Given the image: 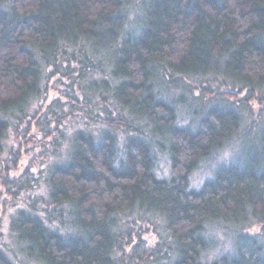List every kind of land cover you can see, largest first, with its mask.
I'll list each match as a JSON object with an SVG mask.
<instances>
[{
  "label": "trees",
  "instance_id": "obj_1",
  "mask_svg": "<svg viewBox=\"0 0 264 264\" xmlns=\"http://www.w3.org/2000/svg\"><path fill=\"white\" fill-rule=\"evenodd\" d=\"M262 87L264 0H0V154L13 132L28 162L8 192L33 193L0 264H264V228L243 230L264 224V128L190 186L246 137ZM231 221L223 255L206 235Z\"/></svg>",
  "mask_w": 264,
  "mask_h": 264
},
{
  "label": "rangeland",
  "instance_id": "obj_2",
  "mask_svg": "<svg viewBox=\"0 0 264 264\" xmlns=\"http://www.w3.org/2000/svg\"><path fill=\"white\" fill-rule=\"evenodd\" d=\"M210 78H206V80H209ZM197 82V81H196ZM229 84H224L222 81L214 80L211 82L210 89H212V92L218 91L221 87H229ZM247 94V90L241 93V95L245 96ZM205 95V94H204ZM212 95V94H211ZM217 94H213L211 97H213ZM258 97H261L264 99V87H262L258 91ZM206 97L204 96L202 100L204 101ZM216 98H212L211 102L214 101ZM188 102L190 110H194L197 107H191L194 106L193 103ZM258 105V104H257ZM255 105L254 114L253 116H246L245 118V125L246 128H248V132H246V137H238L239 140H237L235 143L229 144L226 148H224L222 151H218L217 153H214L212 156H209L205 159L204 162H202L197 170H195L191 177H190V186L191 188H199L202 184L199 182L202 181L204 178H207L212 175L213 169L214 171L217 170L220 166L224 164H229L231 162L239 161L240 159H243V157H246L248 152V142H251L252 139H255V134L258 133L261 134V131L264 128V111H259V105ZM186 109H188L186 107ZM207 110V109H206ZM183 116H187V113H183ZM187 121V118H186ZM44 144L42 141H38L35 143V146L30 148L28 152L30 154H37L40 156V147ZM19 150V145L15 140V136L13 132H10L5 140V147L4 151L0 154V232L3 234V238H0V241L2 243H5L6 245H10L11 248L15 251L22 249L25 245L22 242H19L18 239H14V237L9 233L10 231V219L12 215L18 211V208L22 207L23 195H31L33 193H30L29 191L21 190L20 193H17L16 196L19 195V197H13L10 192H8L9 189L12 191H16L15 184H11L10 182H14L16 180V175L23 169L28 162V160H22L23 164L19 167H15V155L17 151ZM217 154V155H216ZM216 155V156H215ZM39 162V159L37 160ZM38 165V163H36ZM158 172L162 176H168L169 175V160L166 154L159 155L158 157ZM195 173V174H194ZM194 175V179H193ZM24 179V178H22ZM200 185V186H199ZM25 198V197H24ZM224 226L216 228L214 230H208L207 232V239L210 241V243L214 246L221 245L222 247H226L229 244V247L226 248V251H224L222 254L227 255L231 253L230 251V245H235V239H236V232L240 230L239 224L235 223L233 221L231 222H223ZM249 226L244 227L243 230L249 233H258L261 232L264 228V224L259 222L256 219H251L249 221ZM236 234V235H235ZM260 239V236H257ZM261 241V239H260ZM222 251L221 248H214L207 251V253L204 255V259H213L220 255V252ZM19 264H29L28 262H25V259L20 257L16 259ZM32 262V261H30ZM33 263V262H32ZM38 264H41V262H38Z\"/></svg>",
  "mask_w": 264,
  "mask_h": 264
}]
</instances>
